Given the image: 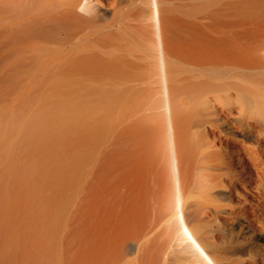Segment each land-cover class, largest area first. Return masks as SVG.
I'll use <instances>...</instances> for the list:
<instances>
[{"label":"bare ground","instance_id":"1","mask_svg":"<svg viewBox=\"0 0 264 264\" xmlns=\"http://www.w3.org/2000/svg\"><path fill=\"white\" fill-rule=\"evenodd\" d=\"M264 0H0V264H264Z\"/></svg>","mask_w":264,"mask_h":264},{"label":"rangeland","instance_id":"2","mask_svg":"<svg viewBox=\"0 0 264 264\" xmlns=\"http://www.w3.org/2000/svg\"><path fill=\"white\" fill-rule=\"evenodd\" d=\"M97 1H98V3H99L100 8H101V9H104V5H106L107 0H97ZM260 241H264V239L259 238V242H260Z\"/></svg>","mask_w":264,"mask_h":264}]
</instances>
